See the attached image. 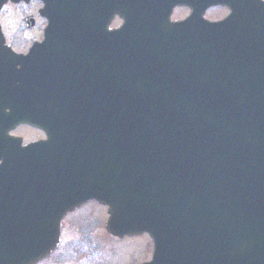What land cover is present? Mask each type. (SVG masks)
I'll use <instances>...</instances> for the list:
<instances>
[{
    "label": "water",
    "instance_id": "1",
    "mask_svg": "<svg viewBox=\"0 0 264 264\" xmlns=\"http://www.w3.org/2000/svg\"><path fill=\"white\" fill-rule=\"evenodd\" d=\"M41 1L48 25L28 56L0 31L11 123L48 138L22 163L11 148L0 264L45 258L91 200L110 235L151 237L150 264H264V2L123 0L101 21L100 0ZM180 6L192 13L171 22ZM210 6L232 12L207 22Z\"/></svg>",
    "mask_w": 264,
    "mask_h": 264
},
{
    "label": "flooded vegetation",
    "instance_id": "2",
    "mask_svg": "<svg viewBox=\"0 0 264 264\" xmlns=\"http://www.w3.org/2000/svg\"><path fill=\"white\" fill-rule=\"evenodd\" d=\"M136 1H138V0H136ZM238 1H242V0H238ZM135 5L136 4H134L133 7H135ZM6 7H13V8H16V7H39L35 13L26 14L24 16L23 23L25 24V21L28 18H32V20L35 24V27L33 28V30L34 31L37 30L39 32L38 35L41 34L40 41L42 40V33H43V29H44V24H46V21L40 19L39 15H38V12L41 9V7H44L43 3L41 1L29 0L27 3L22 2V3H19L17 5H14V4H11L10 2H8L4 6V9L0 12V14L3 13L5 9H7ZM100 7H109V9L103 10V13H102L103 17H101V20H103L106 18V14H109L110 8L115 7V9H117L118 7H123V0H100ZM24 10L25 9L22 8L23 12H24ZM178 10L185 12V14L183 17H181L179 19H173V21L184 20L192 12V10L189 7L175 8L173 11V16ZM216 10H221V11L218 14L220 16L215 18V17L211 16V13L216 11ZM231 12L232 11L228 7L210 6L206 10V12L204 14V18L210 22H218V21H221L224 18L228 17L231 14ZM116 22L120 23V25H121V19L119 16H117V14L112 18V20L110 22L109 27L111 30L118 29L120 27V25L117 27L112 26ZM40 24H41V27L39 30L38 28H39ZM33 30L28 31L26 29V25H25V32L26 33H31V32L33 33ZM8 49L14 56L26 57L31 53L30 47H27V48L26 47H24V48H22V47H17V48L9 47ZM87 52L93 53V52H90L89 50ZM55 53L60 54L57 52H55ZM78 60H80L81 63L83 62L82 57L78 58ZM89 61L90 60H88V62ZM13 100H14V97H12V95L10 93V87L9 86L5 87V84H4V86L0 88V177H3V178H4V174H5L6 163H10L11 147H14V154H16L17 152L19 153V155H20L19 160H21L20 163H22V148H27L30 145L39 144V143L45 142L47 140V136L45 135V133L43 131L32 128L26 124H20L19 126H15L14 128H12L11 122H10V113H11L10 104ZM32 114H34V113H32ZM56 138H57V136H56ZM36 158H40V157H36ZM23 161L25 162L26 159H24ZM90 204H94V203L86 204L85 206L80 207L71 213H68L63 218V220L61 222L60 238L56 242V246H55L54 250L52 251V253L49 257H47L45 260H43L37 264H70V260H76V261H82V262L85 261L86 263H88L90 261V264H93L97 259H100L102 261L100 264H107V263H105L104 257L102 255L98 256L97 254L94 253V251H96L97 248L94 247L93 241L89 238L90 235L88 234V229L84 226V222H78V221H73L72 223L69 222L70 218H73L74 216L79 214L81 211H83L85 209L86 206H88ZM2 209L4 210L5 207H3ZM103 225H104V223H103ZM68 226H69V228H68ZM94 226L99 227V226H102V224L98 223V224H94ZM65 227L68 228V231L66 234L71 233L73 236V239H68V241L64 240V243H63L62 232L66 231ZM105 227H106V223L103 227V229L106 233ZM3 235H5V232L4 231L0 232V237H3ZM145 236L148 238L147 235L142 234L138 237L117 239V238L110 237L108 235L107 243L111 244V245L121 244V242L125 241L126 239H137V238H142ZM145 242L146 243L148 242V244H150L151 252H150V249H149V253L146 252V250L144 249V246L139 245L134 252H136L137 254H140V253L141 254L138 255L136 258L132 259L130 261L131 263H126V264H147L152 260L153 243L150 239H146ZM87 246L89 249L90 248L91 249L89 251L83 250L81 255H78V248L85 249ZM65 249H66V251L64 253ZM110 252H112V251L111 250H105L106 254H111Z\"/></svg>",
    "mask_w": 264,
    "mask_h": 264
},
{
    "label": "rangeland",
    "instance_id": "3",
    "mask_svg": "<svg viewBox=\"0 0 264 264\" xmlns=\"http://www.w3.org/2000/svg\"><path fill=\"white\" fill-rule=\"evenodd\" d=\"M3 13L0 14V25L7 39L6 43L12 46L13 48L17 47H30L33 42L40 41L41 34L38 35L37 30H33V33L25 32V24L23 23L24 16L26 14L35 13L39 7H6ZM22 8L25 9L24 12ZM221 10H216L211 13L212 17H219L218 15ZM185 12L177 11L172 19H179L183 17ZM120 23L116 22L113 27L119 26ZM37 26V25H36ZM41 24L39 25L40 30ZM112 28V27H111ZM17 35V36H16ZM78 221L84 222V226L88 229L89 238L93 241V245L97 248L94 251L98 256L102 255L104 257V261L107 264H126L131 263L130 261L136 258L138 255L134 252L139 245L144 246L146 252L149 253V249L151 252V246L146 243L145 240L148 239L146 236L137 239H126L121 242V244H108V235L105 233L103 227L107 221L106 209L103 207H97L95 204L86 206L83 211L69 219V222ZM68 222V221H67ZM68 222V223H69ZM102 224V226H94V224ZM104 223V225H103ZM66 224V223H65ZM67 225V224H66ZM65 225V226H66ZM69 228V226H68ZM68 228L65 227L64 232H62L63 243L64 240L73 239L71 233H67ZM93 247V248H94ZM102 248V249H101ZM91 249V248H90ZM88 246L83 248H78V255H81L83 250H90ZM105 250H111V254H106ZM66 249L64 250L65 253ZM101 251V252H100ZM102 261L97 259L93 264H100ZM70 264H90V261L86 263L85 261H76L70 260Z\"/></svg>",
    "mask_w": 264,
    "mask_h": 264
}]
</instances>
